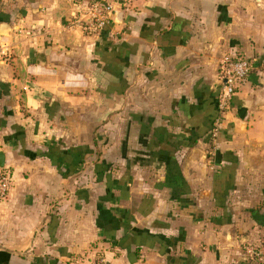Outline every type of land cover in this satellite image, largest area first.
Listing matches in <instances>:
<instances>
[{
    "label": "crops",
    "instance_id": "crops-1",
    "mask_svg": "<svg viewBox=\"0 0 264 264\" xmlns=\"http://www.w3.org/2000/svg\"><path fill=\"white\" fill-rule=\"evenodd\" d=\"M76 1L0 0V264H243L264 240L260 64L211 135L218 65L264 29L242 0H134L89 36Z\"/></svg>",
    "mask_w": 264,
    "mask_h": 264
},
{
    "label": "built area",
    "instance_id": "built-area-1",
    "mask_svg": "<svg viewBox=\"0 0 264 264\" xmlns=\"http://www.w3.org/2000/svg\"><path fill=\"white\" fill-rule=\"evenodd\" d=\"M133 1L77 0L74 3L75 11L71 23L85 35L98 36L103 30L111 27L115 9H126ZM252 70V62L241 55L235 54L221 59L217 70V114L212 127L213 137L218 132L220 119L230 110L233 97L245 85ZM11 183V174L6 169L0 171V201L6 198ZM86 264H108V261L103 255L97 254Z\"/></svg>",
    "mask_w": 264,
    "mask_h": 264
},
{
    "label": "rangeland",
    "instance_id": "rangeland-1",
    "mask_svg": "<svg viewBox=\"0 0 264 264\" xmlns=\"http://www.w3.org/2000/svg\"><path fill=\"white\" fill-rule=\"evenodd\" d=\"M261 10L264 11L263 0H242L241 6H239V13L241 12L242 15L243 13H245L247 15L246 19H248V22L249 19H252L254 21L257 19V25L254 24L253 28L257 26L259 29H261V31H263L264 17H262L260 14ZM250 44L254 45L255 43H252L251 41ZM258 52L253 53L252 56L246 58L252 62V65H254L253 69L255 67V64H258V66L260 64L261 66H259L258 69L264 71V47H262V50ZM211 137L213 136L211 135ZM259 226L261 227L260 230L264 233V229H262L264 228V221L261 220L259 222ZM243 253L245 256L244 261H242L243 264H264V240H253L249 243L244 244Z\"/></svg>",
    "mask_w": 264,
    "mask_h": 264
},
{
    "label": "water",
    "instance_id": "water-1",
    "mask_svg": "<svg viewBox=\"0 0 264 264\" xmlns=\"http://www.w3.org/2000/svg\"><path fill=\"white\" fill-rule=\"evenodd\" d=\"M4 154L2 151H0V171L4 170Z\"/></svg>",
    "mask_w": 264,
    "mask_h": 264
},
{
    "label": "trees",
    "instance_id": "trees-1",
    "mask_svg": "<svg viewBox=\"0 0 264 264\" xmlns=\"http://www.w3.org/2000/svg\"><path fill=\"white\" fill-rule=\"evenodd\" d=\"M7 172H9V171L7 170Z\"/></svg>",
    "mask_w": 264,
    "mask_h": 264
}]
</instances>
